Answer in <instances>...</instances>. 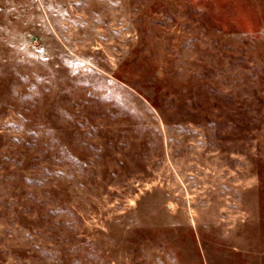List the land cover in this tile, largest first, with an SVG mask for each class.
I'll return each mask as SVG.
<instances>
[{"label":"rangeland","instance_id":"rangeland-1","mask_svg":"<svg viewBox=\"0 0 264 264\" xmlns=\"http://www.w3.org/2000/svg\"><path fill=\"white\" fill-rule=\"evenodd\" d=\"M0 264H264V0H0Z\"/></svg>","mask_w":264,"mask_h":264}]
</instances>
